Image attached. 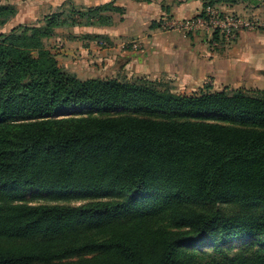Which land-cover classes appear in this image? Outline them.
<instances>
[{
    "label": "trees",
    "instance_id": "1",
    "mask_svg": "<svg viewBox=\"0 0 264 264\" xmlns=\"http://www.w3.org/2000/svg\"><path fill=\"white\" fill-rule=\"evenodd\" d=\"M1 1L3 26L16 9ZM201 1L196 17L248 0ZM113 14L124 9L64 3L0 33V264H264V91L188 96L60 65L58 29ZM78 109L98 114L54 118ZM32 191L89 202L32 205Z\"/></svg>",
    "mask_w": 264,
    "mask_h": 264
},
{
    "label": "crops",
    "instance_id": "2",
    "mask_svg": "<svg viewBox=\"0 0 264 264\" xmlns=\"http://www.w3.org/2000/svg\"><path fill=\"white\" fill-rule=\"evenodd\" d=\"M65 1L51 0V13L58 11ZM73 1L80 7L114 2L124 9L122 15L113 14L111 26L57 30V59L61 66L81 79L147 77L168 84L177 94L188 96L207 87L213 91L225 88L264 91V30H242L235 40L215 44L209 33L168 30L163 26L166 19L187 20L199 15L203 10L201 0ZM219 8L264 20V0L223 4ZM154 22L156 26L152 27ZM94 35L102 36L105 45L98 44L99 39ZM80 37L82 43L78 42ZM133 41L141 43L139 50L123 49L125 43ZM58 53L67 55L68 60H60ZM76 54H82L85 59H69Z\"/></svg>",
    "mask_w": 264,
    "mask_h": 264
},
{
    "label": "rangeland",
    "instance_id": "3",
    "mask_svg": "<svg viewBox=\"0 0 264 264\" xmlns=\"http://www.w3.org/2000/svg\"><path fill=\"white\" fill-rule=\"evenodd\" d=\"M1 2L4 4L14 6L16 9V13L5 25L0 26V33H8L15 26H18L21 24L22 25H40L43 23V21H45V18L48 17L53 11L51 7L52 6L51 0H2ZM70 2L74 3L73 0H66L64 3L68 4ZM74 5L77 7H80L76 5L75 3ZM60 9L61 7L58 10ZM78 27L82 28V26H78ZM71 30L72 28H68V31H71ZM72 35L74 34H71V36ZM81 40L82 38L80 37L78 42L82 43ZM56 43H57V39L56 37H53L48 40L47 46L51 47L54 52L55 51L58 52L59 43L58 44ZM94 44L96 45V43ZM140 48H141V43L138 49L132 48V50H139ZM92 53L90 55H92ZM58 57L60 58V60H63V59L68 60L67 59L68 56L66 55L65 57L61 53H58ZM82 57H83L82 54L80 55L76 54L75 56H70L69 59L74 58L75 60H78V59L83 60L84 57L83 58ZM96 77H99V76H96ZM120 78H123V76H121ZM91 112L92 110H88V109L71 110V111L60 113V114H56L54 118H57V119L81 118V117L88 116V114ZM92 113L98 114L96 110H94ZM26 201L32 205L62 204V205L77 206V205H82L84 203L89 202V199H84L79 196L77 197L72 196V198H67L65 197L64 193H60L58 191H51V192L50 191L49 192L48 191H32L26 194ZM238 244H240V242H238Z\"/></svg>",
    "mask_w": 264,
    "mask_h": 264
},
{
    "label": "built area",
    "instance_id": "4",
    "mask_svg": "<svg viewBox=\"0 0 264 264\" xmlns=\"http://www.w3.org/2000/svg\"><path fill=\"white\" fill-rule=\"evenodd\" d=\"M205 17H194L187 20L163 21V26L168 30H181L189 33L198 31L209 33L213 36L215 31L227 41H233L242 30H264V20L236 15L231 12L221 11L216 7H208ZM216 44V43H215ZM138 41L128 42L123 48L138 49Z\"/></svg>",
    "mask_w": 264,
    "mask_h": 264
}]
</instances>
